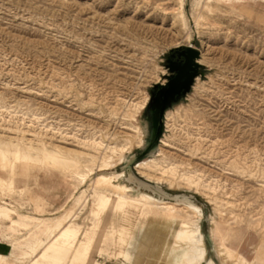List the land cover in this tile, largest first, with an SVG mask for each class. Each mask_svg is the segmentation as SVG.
Listing matches in <instances>:
<instances>
[{
  "label": "rangeland",
  "instance_id": "obj_1",
  "mask_svg": "<svg viewBox=\"0 0 264 264\" xmlns=\"http://www.w3.org/2000/svg\"><path fill=\"white\" fill-rule=\"evenodd\" d=\"M187 47L201 53L194 87L167 111L158 150L134 169L150 186L124 168L149 137L141 101L160 83L155 68ZM0 138L45 143L79 161L17 168L0 198L21 222L5 241L0 230L5 264H30L38 254L12 253L14 240L34 235L26 224L37 227L26 215L52 221L82 193L86 206L75 204L78 217L68 221L84 233L102 217L91 250L101 264H172L182 223L201 228L215 264H264V0H0ZM111 155L115 180L177 195L178 211L160 210L156 219L132 209L133 261L106 240L131 218L111 208L92 212L95 194L113 196L92 182ZM152 160L167 172L137 167ZM0 177L10 179V170Z\"/></svg>",
  "mask_w": 264,
  "mask_h": 264
},
{
  "label": "bare ground",
  "instance_id": "obj_2",
  "mask_svg": "<svg viewBox=\"0 0 264 264\" xmlns=\"http://www.w3.org/2000/svg\"><path fill=\"white\" fill-rule=\"evenodd\" d=\"M144 142L145 141H143V143ZM105 149L108 150V146H106ZM69 154V151L66 152L61 149L49 148L47 144L36 143L33 142V140H28V142L23 140L10 142L0 138V170H10V179L0 177V198H3L2 195H4L5 190H12L15 185L14 180L18 175V167L27 168L33 164L45 163L49 168L60 169V167L63 166L79 163L77 158L75 159ZM79 154L78 156L81 157L84 153L80 152ZM85 155L90 156L93 162L95 161V155L91 153ZM108 158L109 160L107 162H103L99 166L101 173L92 178V182L99 185L102 192L112 188V192L114 193L113 196H106L104 193L101 195L95 194V207L92 212L95 215L102 209L111 208L115 214L122 216L127 215L131 218V221L123 227L114 228L112 232H109L106 240L114 244L118 243L120 246V254L126 258V260L133 261L131 248L134 246V241L131 237H127L128 234H132L133 230L132 221L135 212H133L132 209L137 213L141 212L143 217H153L155 219L159 217L160 210L177 212L178 209L176 205L171 204L172 200L169 194H167L166 197H158L152 193L142 191L141 187L143 185H132V187H129L124 185L120 180H115L116 174L112 173L111 170L116 165V160L112 155L108 156ZM140 166L144 169L141 171L144 174L149 173L147 171L156 170H160L162 173L167 172V170L159 169L155 160H152V166L146 163L137 165V167ZM89 171H93V168H90ZM79 176L85 178L82 174H79ZM131 183H133V181ZM151 189L155 191L153 188ZM87 200L88 195L86 193H82L77 198L73 195L71 197V204H68L69 210L66 208L63 214L57 216L52 221L42 217L33 218L31 215H26L24 217L25 220H34L37 223L36 228H31V224H26V228L37 237V242L34 249L30 250L20 247L14 240L11 244L12 253L24 259L38 253L32 258L30 264H60L65 259H69L71 264H101L91 259V250L94 244V236L97 234V227L102 221V217L100 216L97 218L96 227L89 228L84 233L80 223L76 220L71 222L68 221L70 214L75 218L78 217L74 212L75 204L81 203L84 205L83 207H85ZM180 200L193 203L187 197H179L175 199V202ZM9 219L12 221L11 223L6 222ZM16 223L21 222L11 218V213L8 208L0 201V230L4 241L8 238L9 234L12 235L9 237L14 236L9 229L14 228V224ZM141 230H144L143 226ZM17 231H21V229L18 228ZM46 235H49L50 238L46 244L43 245L46 241L44 237ZM82 235L83 239L81 238ZM104 236L105 234L102 235V240ZM41 248L42 251L39 252ZM206 252V245L202 240L201 228L199 226H189L188 223H182V228L178 231L176 236V244L169 253V257L173 262L172 264H201L203 261L206 264H215L213 259L206 258ZM5 260L6 256H1L0 264H5Z\"/></svg>",
  "mask_w": 264,
  "mask_h": 264
},
{
  "label": "water",
  "instance_id": "obj_3",
  "mask_svg": "<svg viewBox=\"0 0 264 264\" xmlns=\"http://www.w3.org/2000/svg\"><path fill=\"white\" fill-rule=\"evenodd\" d=\"M180 57L182 58V61L180 63H175L171 60H169L170 64L168 65L169 67L172 65H189L191 69V75L192 79L190 82L185 81L183 85L179 86L178 88L172 90L169 89V85L172 83L175 73L170 72L171 75L167 76V83H158L155 85L152 89L151 96H159L162 94H168L169 95V106L165 107L163 110V114L153 123V120L148 117V127H149V137L148 140H146V145L141 149V153L138 157H132L128 163L124 166L126 171L128 172V175L132 173L138 178V180L145 182L146 184H149L150 186H155L156 184L150 181H147L146 179H142L144 177L138 176L135 172V166L136 164L140 161V159H143L147 157L148 155H151L154 153L156 150H158L162 136L164 135L165 132V119H166V113L167 111L174 106V104L178 103L186 94H188L192 88L194 87V84L196 82V78L199 75L200 68L202 64L197 61V59L200 57L201 53L198 49H194L192 47H187L185 50L179 52ZM131 184V183H130ZM133 185L138 186V183H133ZM146 188L152 191L154 194L161 196L159 192L153 191L150 187L148 186H142L141 189ZM165 191V190H164ZM166 192V191H165ZM168 193V192H167ZM170 194V193H168ZM171 200H174L176 196H172L170 194Z\"/></svg>",
  "mask_w": 264,
  "mask_h": 264
},
{
  "label": "snow or ice",
  "instance_id": "obj_4",
  "mask_svg": "<svg viewBox=\"0 0 264 264\" xmlns=\"http://www.w3.org/2000/svg\"><path fill=\"white\" fill-rule=\"evenodd\" d=\"M168 72H174L176 75L172 83L168 86L169 89H176L183 85L185 81L190 82L192 79L191 69L189 65H172V66H157L154 70V79L163 83ZM169 95L162 92L159 96H149L141 101L143 107L147 108L145 115L149 116L153 123L163 114L165 107L169 106Z\"/></svg>",
  "mask_w": 264,
  "mask_h": 264
},
{
  "label": "crops",
  "instance_id": "obj_5",
  "mask_svg": "<svg viewBox=\"0 0 264 264\" xmlns=\"http://www.w3.org/2000/svg\"><path fill=\"white\" fill-rule=\"evenodd\" d=\"M24 228L22 227L20 232H23ZM28 240H30V244L27 245L25 244ZM37 241V237L35 235H31L30 233L27 234L26 232L23 234V237L18 238L16 243L22 248H27V249H34L35 247V242Z\"/></svg>",
  "mask_w": 264,
  "mask_h": 264
},
{
  "label": "flooded vegetation",
  "instance_id": "obj_6",
  "mask_svg": "<svg viewBox=\"0 0 264 264\" xmlns=\"http://www.w3.org/2000/svg\"><path fill=\"white\" fill-rule=\"evenodd\" d=\"M169 59L175 63H180L182 61V58L180 57L178 51L175 52L174 54H172ZM169 75H171V74H169Z\"/></svg>",
  "mask_w": 264,
  "mask_h": 264
}]
</instances>
